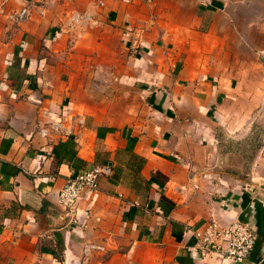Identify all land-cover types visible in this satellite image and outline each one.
Returning a JSON list of instances; mask_svg holds the SVG:
<instances>
[{"label": "crops", "instance_id": "crops-1", "mask_svg": "<svg viewBox=\"0 0 264 264\" xmlns=\"http://www.w3.org/2000/svg\"><path fill=\"white\" fill-rule=\"evenodd\" d=\"M211 219L264 261V0H0V264H236Z\"/></svg>", "mask_w": 264, "mask_h": 264}, {"label": "built area", "instance_id": "built-area-1", "mask_svg": "<svg viewBox=\"0 0 264 264\" xmlns=\"http://www.w3.org/2000/svg\"><path fill=\"white\" fill-rule=\"evenodd\" d=\"M28 12L27 8H22L10 13L8 17L15 21H21ZM102 172H104L103 167L93 166L81 169L75 175L65 178L58 193V202L67 209H72L82 193L94 192L98 189V178ZM191 227L195 246L203 254L214 253L233 262L249 260L256 235L247 222L235 220L227 226H221L211 219L201 225ZM250 264H264V261H251Z\"/></svg>", "mask_w": 264, "mask_h": 264}, {"label": "water", "instance_id": "water-1", "mask_svg": "<svg viewBox=\"0 0 264 264\" xmlns=\"http://www.w3.org/2000/svg\"><path fill=\"white\" fill-rule=\"evenodd\" d=\"M241 262H236V264H240ZM250 264V263H249Z\"/></svg>", "mask_w": 264, "mask_h": 264}]
</instances>
